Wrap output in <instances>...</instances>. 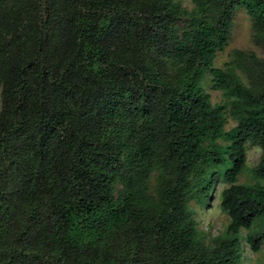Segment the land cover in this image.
Here are the masks:
<instances>
[{
  "label": "trees",
  "instance_id": "obj_1",
  "mask_svg": "<svg viewBox=\"0 0 264 264\" xmlns=\"http://www.w3.org/2000/svg\"><path fill=\"white\" fill-rule=\"evenodd\" d=\"M191 3L0 0V264H241V239L258 250L264 59L212 60L239 8L264 49V0ZM205 74L229 99L227 131ZM246 141L261 183L236 182ZM218 179L228 224L207 246L189 202Z\"/></svg>",
  "mask_w": 264,
  "mask_h": 264
},
{
  "label": "rangeland",
  "instance_id": "obj_2",
  "mask_svg": "<svg viewBox=\"0 0 264 264\" xmlns=\"http://www.w3.org/2000/svg\"><path fill=\"white\" fill-rule=\"evenodd\" d=\"M178 3L185 10L190 11L192 9L191 0H171ZM251 20L246 12L242 9H237L234 12L229 38L226 45L220 52H217L212 60V67L223 68L224 64L230 63L234 50H240L245 53H254L257 59H264V49L257 46L252 40ZM232 65V64H230ZM238 77L242 83H246L245 77L237 72ZM211 77L208 74L203 76L201 80V87L209 96V101L212 105H224L226 111L224 112V125L225 131L234 126L235 121L230 117L227 112V105L229 99L224 97L221 91L212 89ZM245 166L240 174L236 178V182L239 184H253L255 182H263L255 178L252 174V168H254L261 156V149L258 145L246 141L245 142ZM153 180L151 179V185ZM226 183L220 179L214 184L212 193L209 200L202 206H198L193 201L189 202L190 207L193 210V219L196 229L201 233V239L204 244L210 246L212 239L221 235L227 224L228 217L223 214L219 209V192L222 188L226 187ZM120 185L118 183L113 184V195L115 196ZM245 230H241V237L245 235ZM241 264H264V241L260 244L257 251H253L248 244L241 239Z\"/></svg>",
  "mask_w": 264,
  "mask_h": 264
}]
</instances>
